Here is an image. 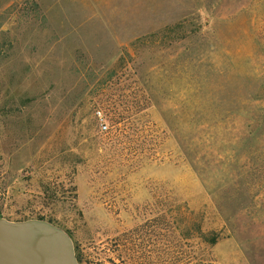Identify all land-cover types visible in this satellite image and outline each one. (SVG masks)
Here are the masks:
<instances>
[{
	"label": "rangeland",
	"instance_id": "1",
	"mask_svg": "<svg viewBox=\"0 0 264 264\" xmlns=\"http://www.w3.org/2000/svg\"><path fill=\"white\" fill-rule=\"evenodd\" d=\"M0 216L78 264H264V0H0Z\"/></svg>",
	"mask_w": 264,
	"mask_h": 264
},
{
	"label": "water",
	"instance_id": "2",
	"mask_svg": "<svg viewBox=\"0 0 264 264\" xmlns=\"http://www.w3.org/2000/svg\"><path fill=\"white\" fill-rule=\"evenodd\" d=\"M0 264H78L64 230L43 219L0 216Z\"/></svg>",
	"mask_w": 264,
	"mask_h": 264
},
{
	"label": "built area",
	"instance_id": "3",
	"mask_svg": "<svg viewBox=\"0 0 264 264\" xmlns=\"http://www.w3.org/2000/svg\"><path fill=\"white\" fill-rule=\"evenodd\" d=\"M94 115L99 120L100 129H105L106 128V125L104 124V122H103V120L101 118L100 112L98 110H95L94 111Z\"/></svg>",
	"mask_w": 264,
	"mask_h": 264
},
{
	"label": "trees",
	"instance_id": "4",
	"mask_svg": "<svg viewBox=\"0 0 264 264\" xmlns=\"http://www.w3.org/2000/svg\"><path fill=\"white\" fill-rule=\"evenodd\" d=\"M76 261H77V259H76Z\"/></svg>",
	"mask_w": 264,
	"mask_h": 264
}]
</instances>
